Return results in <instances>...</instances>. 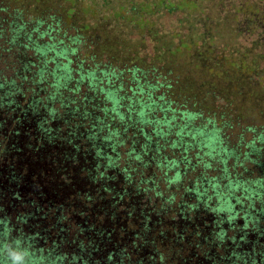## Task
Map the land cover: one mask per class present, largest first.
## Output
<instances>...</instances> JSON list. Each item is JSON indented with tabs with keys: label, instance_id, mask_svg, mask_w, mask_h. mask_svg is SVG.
<instances>
[{
	"label": "rangeland",
	"instance_id": "rangeland-1",
	"mask_svg": "<svg viewBox=\"0 0 264 264\" xmlns=\"http://www.w3.org/2000/svg\"><path fill=\"white\" fill-rule=\"evenodd\" d=\"M32 1L0 0V171L9 172L25 163L32 165L38 172L33 179L39 180L53 197L48 203L65 205V225L71 223L72 236L83 238L80 229H84L88 232L86 243L99 244L93 262L115 252L120 255L116 256L120 264L129 260L134 264H162L159 254L164 256L163 264H235L246 248H239L237 241L249 222L246 218L253 214L256 216L248 226L258 229L247 231L259 235L254 237L259 242L244 246L252 255L264 259V197L255 199L254 205L246 200L248 217L244 210L236 224L229 220L227 211L218 210L220 189L214 191L208 181L198 180L200 174L206 173L202 165L182 183H172L176 169L160 164L155 143L151 149L146 148L150 154L144 155L143 161L135 160L130 153L132 148L143 150L145 142L139 135L134 137L132 130L123 135L125 143L115 148L117 139H107L114 122L106 117L102 102L97 109L80 102L85 94L91 92L93 97L95 92L84 84L81 95H76L64 89L58 91L46 78L40 80L36 75V51L28 48L24 39L32 35L34 40H48L41 34L47 30V23L54 22L56 29L66 33L68 42L82 38L76 58L84 55V44L100 47L106 42L116 49L97 51L100 54H96V61L103 66H136L144 70L157 67L165 71L172 65L191 79L195 72L190 67L193 50L186 49L182 41L189 40L192 25L199 27L205 24L204 20L220 18V9L225 17L237 0H196L197 4L190 7L185 3V9L174 11L166 7L158 13L153 11L156 0H108L98 7L95 5L99 0H38L39 4ZM38 20L46 23L35 30ZM12 21L27 23L22 37L12 32ZM216 27L215 22L213 30ZM253 40L247 34L233 40V45L227 42L232 48L223 53L229 56L232 51L235 55L237 50L249 49ZM216 44L220 47L218 53L224 50L223 41ZM167 48L177 53L163 55ZM87 53L89 57L94 55L88 48ZM260 65L264 69V61ZM74 84L71 82L70 87ZM20 112L28 113L30 122L41 130L40 123L45 124L43 128L50 135L34 139L37 133L28 124L21 133L15 121ZM118 123L119 119L115 124ZM17 130L21 134L13 135ZM42 151L46 153L41 157ZM112 156L120 158L114 161ZM239 163L235 158L226 165L217 162V170L207 173L219 176L224 166L232 174L241 173ZM74 225L77 228H72Z\"/></svg>",
	"mask_w": 264,
	"mask_h": 264
},
{
	"label": "trees",
	"instance_id": "trees-1",
	"mask_svg": "<svg viewBox=\"0 0 264 264\" xmlns=\"http://www.w3.org/2000/svg\"><path fill=\"white\" fill-rule=\"evenodd\" d=\"M103 2L109 3L99 0L95 6L103 5ZM185 3L190 7L197 1L156 0L153 11L158 13L166 7L181 10L187 8ZM229 9L231 11L225 17L220 9V18L214 16V20H204L205 24L199 27L192 25L189 40L182 41L186 49L193 50L194 62L190 67L195 72L191 79L172 65L165 71H159L157 67L144 70L136 66L128 69L103 66L96 61V54H100L97 51L108 47L109 50L116 49L106 42L100 47L84 44V55L76 58L82 38L75 37L68 42L66 33L56 29L54 22L47 23V30L41 34L48 40L41 42L30 35L24 36L27 44H23L36 51L39 62L36 75L40 80L46 78L58 91L64 89L76 95H81L84 84L95 92L93 97L91 92L85 94L80 102L85 106L91 104L95 109L102 102L106 117L114 122L107 139L111 142L117 139L115 148L125 143L123 135L132 130L134 137L139 135L145 142L143 150L132 148L130 153L135 155V160L143 161L144 155L150 154L146 148L151 149L155 143L156 159L160 164L165 163L170 170L176 169L173 178L169 179L172 183H182L202 165L206 173L200 174L198 180L208 181L214 191L220 189L218 210L227 211L229 220L238 224L244 210L248 217L246 200L254 205L255 199L264 197V161H261L264 159V69L260 65L264 61V0H237ZM215 22L217 27L213 30ZM45 23L38 20L35 30ZM10 25L12 32L22 37L27 23L12 21ZM247 34L254 37L249 49L224 55V51L232 48L228 45H233V40ZM219 41L225 44L220 53L216 44ZM87 48L93 56L87 55ZM168 53L175 55L177 52L170 48L163 51V55ZM71 82L75 83L73 87H70ZM117 119L118 125L115 124ZM231 158L240 162L241 173L232 174L228 166H224V172L219 176L207 173L217 170V162L226 165ZM113 159L118 160L117 157ZM246 175L248 177H244ZM166 176L169 178L167 173ZM197 192L201 193L199 189ZM46 202L43 198H35L26 204V213L0 216V264H120L116 260L120 255L115 252L93 262L99 244H87L88 232L84 229H80L83 238L72 236L71 223L68 227L65 225V205ZM253 216L256 215L246 221L252 223ZM249 222L243 226L245 232L237 241L241 249L248 248L245 244L250 246L259 242L254 238L259 235L247 231L258 229L255 225L249 227ZM246 248L235 264H264V259L252 255ZM159 258L163 264L164 256L159 254ZM124 264L134 262L129 260Z\"/></svg>",
	"mask_w": 264,
	"mask_h": 264
},
{
	"label": "flooded vegetation",
	"instance_id": "flooded-vegetation-1",
	"mask_svg": "<svg viewBox=\"0 0 264 264\" xmlns=\"http://www.w3.org/2000/svg\"><path fill=\"white\" fill-rule=\"evenodd\" d=\"M56 95L58 96L59 94ZM57 96L54 98L57 99ZM73 103L76 104V102ZM27 115L28 113L24 114L23 112H20L18 115L19 118L15 120L16 126L19 127L18 130L21 133H23L25 128L30 125L37 133L35 136L33 135L34 139H37L38 135L42 138L50 135L48 130L43 128L45 124L40 123V125H42L41 130V127L39 128V125L36 126L35 122H30ZM18 130L13 135H20L21 133H17L19 132ZM29 135L30 134H28V136ZM45 153L46 152L41 153L40 156H44ZM23 166H19L18 169L11 168L9 172L0 171V216H11L12 214L26 213V204L30 201L33 202L35 198H43L45 201H47L46 203H48V200L53 198L51 195H49L46 187L44 185L43 187L40 185L41 183L39 180L33 179L35 174L38 172L32 167V165L25 163Z\"/></svg>",
	"mask_w": 264,
	"mask_h": 264
}]
</instances>
